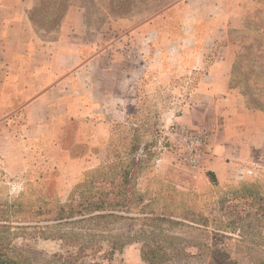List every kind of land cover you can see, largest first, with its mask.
<instances>
[{
    "label": "rangeland",
    "instance_id": "1",
    "mask_svg": "<svg viewBox=\"0 0 264 264\" xmlns=\"http://www.w3.org/2000/svg\"><path fill=\"white\" fill-rule=\"evenodd\" d=\"M225 1L236 21L228 33L239 46L231 84L247 101L249 92L264 91V0ZM183 2L37 0L32 16L46 38L57 36L64 21L87 41L131 36L147 23L152 28L146 36H157V27L177 36L181 16L172 8ZM152 43L142 47L154 50L153 64L179 68L174 55L168 63L157 56ZM148 79L155 86L144 82L127 121L114 124L108 140L78 137L83 129L73 122L69 154L60 159L52 153L20 185L4 179L0 163L3 263L264 264V176L221 190L203 165L177 162L169 130L183 102L180 84L190 74L178 73L171 82ZM89 203L107 205L93 212Z\"/></svg>",
    "mask_w": 264,
    "mask_h": 264
},
{
    "label": "crops",
    "instance_id": "2",
    "mask_svg": "<svg viewBox=\"0 0 264 264\" xmlns=\"http://www.w3.org/2000/svg\"><path fill=\"white\" fill-rule=\"evenodd\" d=\"M36 4L37 0H0L4 179L23 184L35 164H46L53 154L60 159L69 154L66 142L73 122L83 129L76 132L78 137L108 140L113 125L127 121L144 82L155 86L149 77L171 82L184 73L190 79L180 84L185 92L174 123L211 131L214 151L203 171L221 190L262 180L264 111L249 109L245 98L230 87L239 46L228 33L236 21L227 1L186 0L174 6L172 11L181 16L177 36H165L158 27L157 36H146L152 28L147 23L131 36L95 35L88 41L75 36L69 21L63 22L57 36H40L32 21ZM149 40L157 56L168 63L174 55L179 68L153 64L154 50L142 47ZM135 41L141 44L138 51ZM165 42L176 51H167Z\"/></svg>",
    "mask_w": 264,
    "mask_h": 264
},
{
    "label": "built area",
    "instance_id": "3",
    "mask_svg": "<svg viewBox=\"0 0 264 264\" xmlns=\"http://www.w3.org/2000/svg\"><path fill=\"white\" fill-rule=\"evenodd\" d=\"M171 137V150H173L177 162L197 169L206 159L213 154L211 131L203 126L189 128L179 123H174L169 130Z\"/></svg>",
    "mask_w": 264,
    "mask_h": 264
},
{
    "label": "trees",
    "instance_id": "4",
    "mask_svg": "<svg viewBox=\"0 0 264 264\" xmlns=\"http://www.w3.org/2000/svg\"><path fill=\"white\" fill-rule=\"evenodd\" d=\"M32 21L36 25V21L33 19V16H32ZM248 50H251V49H248ZM240 60H241V58H240ZM239 63H240L239 61H237V62L235 61L234 62L231 83H232V81H234L235 74H236V71H237V67L239 66ZM230 87L232 89H234L232 87V84H230ZM245 97L247 98L246 103H247L249 109L258 110V111H264V91L259 92L258 94L256 92H252L251 91ZM106 203H104V204L103 203L102 204H100V203L99 204L98 203H89L88 207L90 208V211H93V212L94 211H103L105 209V207L103 205H105ZM108 205H110V204H108Z\"/></svg>",
    "mask_w": 264,
    "mask_h": 264
},
{
    "label": "water",
    "instance_id": "5",
    "mask_svg": "<svg viewBox=\"0 0 264 264\" xmlns=\"http://www.w3.org/2000/svg\"><path fill=\"white\" fill-rule=\"evenodd\" d=\"M0 264H4V263L0 261Z\"/></svg>",
    "mask_w": 264,
    "mask_h": 264
}]
</instances>
